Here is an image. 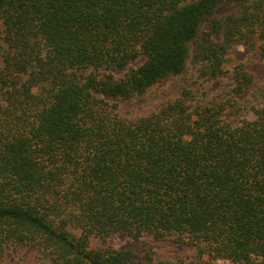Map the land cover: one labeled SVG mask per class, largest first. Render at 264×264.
<instances>
[{
    "label": "trees",
    "instance_id": "16d2710c",
    "mask_svg": "<svg viewBox=\"0 0 264 264\" xmlns=\"http://www.w3.org/2000/svg\"><path fill=\"white\" fill-rule=\"evenodd\" d=\"M222 1L0 0V253L126 264L129 250L91 243L123 232L264 264V106L235 122V96L186 88L135 118L110 102L182 73L191 43L213 77L233 42L256 34L264 51V0H235L241 12L197 40ZM231 78L236 94L249 83L242 66Z\"/></svg>",
    "mask_w": 264,
    "mask_h": 264
},
{
    "label": "rangeland",
    "instance_id": "374dc122",
    "mask_svg": "<svg viewBox=\"0 0 264 264\" xmlns=\"http://www.w3.org/2000/svg\"><path fill=\"white\" fill-rule=\"evenodd\" d=\"M242 8L235 0L220 2L214 13L202 21L197 40H202L205 34L211 31L213 22L220 23L226 17L239 14ZM222 37L221 32L215 31L210 36L213 42L221 41ZM253 38L255 40L250 43L235 41L230 45L224 56L223 67L227 70L224 74L215 77L203 74V62L194 58L195 43H191L182 73L154 83L143 93L110 102H116L121 116L135 118L155 111L186 88L190 90L194 102H227L235 96L239 109L231 116L233 121L251 119L254 117V109L264 106V51L261 49L263 41L256 34ZM141 61L142 58H139L131 63V66H136ZM235 66H242L249 78L247 87L239 94L234 93L231 78ZM110 71L121 74V71L115 68H110ZM91 243L95 247L129 250L131 254L126 264H245L227 258H209L199 253L192 243H179L174 236L134 237L123 232H113L104 238H93ZM43 262L36 250L28 246L9 248L0 253V264H44Z\"/></svg>",
    "mask_w": 264,
    "mask_h": 264
}]
</instances>
